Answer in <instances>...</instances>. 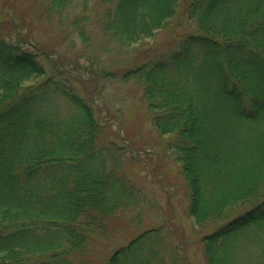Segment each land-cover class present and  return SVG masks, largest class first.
Instances as JSON below:
<instances>
[{"label": "trees", "instance_id": "obj_1", "mask_svg": "<svg viewBox=\"0 0 264 264\" xmlns=\"http://www.w3.org/2000/svg\"><path fill=\"white\" fill-rule=\"evenodd\" d=\"M43 1L50 17L70 21L73 0ZM179 2L100 0V30L131 45L152 37ZM80 11L73 28L88 20V6ZM186 13L199 33L120 77L141 87L152 126L169 136L188 214L214 227L201 238L206 264H264V0H186ZM79 37L90 41L83 28ZM39 54L0 33V264H74L109 217L136 205L93 103L54 66L48 74ZM242 204L251 205L228 213ZM159 233L145 230L105 264H165ZM180 252L172 245L168 264H186Z\"/></svg>", "mask_w": 264, "mask_h": 264}, {"label": "rangeland", "instance_id": "obj_2", "mask_svg": "<svg viewBox=\"0 0 264 264\" xmlns=\"http://www.w3.org/2000/svg\"><path fill=\"white\" fill-rule=\"evenodd\" d=\"M99 2L73 0L64 13L70 21L80 16L83 3L88 6L84 15L88 20L73 28L70 21L50 17L43 0H0L2 36L22 50L40 53L37 59L48 74L54 66L63 79L69 78L78 95L93 103L104 126L103 139L115 143L112 156L120 158L137 192L136 205L109 217L105 232L88 239L85 249L73 257L74 264H105L116 248L151 228L160 231L159 249L165 264L172 245L181 248L186 264H206L201 238L214 227L197 226L188 214L189 188L175 153L166 148L169 136L160 135L152 126V112L146 107L141 87L120 77L125 69L174 49L184 36L199 33L196 24L187 16L186 0H180L175 15L152 37L124 46L100 30L98 19L105 5ZM82 28L89 43L79 37ZM102 68L117 77L94 76ZM39 81L41 78L24 85ZM250 205L236 206L228 213L237 215Z\"/></svg>", "mask_w": 264, "mask_h": 264}]
</instances>
